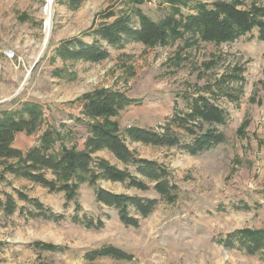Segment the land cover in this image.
Here are the masks:
<instances>
[{
  "label": "rangeland",
  "instance_id": "1",
  "mask_svg": "<svg viewBox=\"0 0 264 264\" xmlns=\"http://www.w3.org/2000/svg\"><path fill=\"white\" fill-rule=\"evenodd\" d=\"M182 1L187 5L168 0H84L78 5L49 0L46 12L47 0H0V112L33 102L44 114L37 132H20L14 143L32 147L53 127L59 134L56 149L66 145L84 150L91 120L83 114L81 99L100 88L118 91L129 101L110 120L118 123L136 156L166 167L178 187L174 201L162 198L154 183L107 149L93 156L127 169L147 184L146 190L86 181L76 202L67 203L64 192L7 174L2 190L17 198L16 188L38 199L59 219L33 218L27 215L32 207L21 200L12 215L0 210V264H264L262 253L248 254L221 242L241 228L264 229V32L256 26L232 41L216 43L180 23V34L164 46L129 41L109 47L110 56L101 61L58 54L60 45L72 38L92 43L94 29L120 16L138 26L140 14L156 22L167 16L180 20L195 12L198 3L234 0ZM239 1L245 10L264 8V0ZM199 95L217 97L227 113L226 141L216 148L191 155L134 141L124 133L130 126L159 129ZM96 187L157 199L158 204L145 217L133 212L138 227L126 226L117 209L97 200ZM74 216L102 219L104 226L87 228L74 222ZM36 242L64 251L37 249ZM107 246L130 258L89 254Z\"/></svg>",
  "mask_w": 264,
  "mask_h": 264
},
{
  "label": "trees",
  "instance_id": "2",
  "mask_svg": "<svg viewBox=\"0 0 264 264\" xmlns=\"http://www.w3.org/2000/svg\"><path fill=\"white\" fill-rule=\"evenodd\" d=\"M66 1L78 5L84 0ZM168 1L176 6L187 5L182 0ZM240 6L239 0L217 1L211 5L198 3L194 7L195 12L183 14L180 20L167 16L158 22L140 14L138 26L130 17L120 16L94 29L92 43L72 38L60 45L58 54L66 58L101 61L110 56L109 47H123L129 41L142 42L150 47L164 46L169 37L180 34V23L188 30L195 29L204 41L216 43L232 41L256 26L263 33L264 8L245 10ZM261 37H264V33ZM214 98L199 95L191 99L187 110L176 112L157 130L130 126L125 128L124 133L134 141L160 147H176L191 155L212 150L226 141L224 128L228 123L226 110L218 103L217 97ZM81 101L84 116L91 120L88 125L90 135L84 150L66 145L56 149L59 134L53 127L42 134L38 144L26 150L19 149L13 144L16 135L20 132H37L44 120L42 107L37 103L26 102L21 109L0 112V210L12 215L19 209L17 200H21L32 207L27 210V215L59 219L38 199L30 198L16 188L13 191L17 198L13 193L2 190L1 184L7 182V174L27 179L50 192H64L67 203L76 202L79 186L86 181L95 186L99 180H107L147 189V184L127 169H120L104 158L93 156L102 149L109 150L122 163L134 166L138 174L154 183V189L162 198L174 201V192L178 187L168 169L156 161L136 156L127 145L118 123L110 120L119 115L129 99L121 92L100 88L85 95ZM96 197L102 204L117 209L120 220L130 227L139 226V218L133 212L145 217L158 204L157 199L114 193L102 187H96ZM24 209L21 207L20 210ZM76 209L81 207L77 205ZM73 221L87 228L104 226L102 219L94 221L87 216H74ZM221 242L248 254L262 253L264 256V229L241 228L226 235ZM34 245L37 249L50 252L64 251V248L53 244L36 242ZM91 252L89 254L93 258L108 255L130 258V255L113 246Z\"/></svg>",
  "mask_w": 264,
  "mask_h": 264
},
{
  "label": "crops",
  "instance_id": "3",
  "mask_svg": "<svg viewBox=\"0 0 264 264\" xmlns=\"http://www.w3.org/2000/svg\"><path fill=\"white\" fill-rule=\"evenodd\" d=\"M20 136H25V135H20ZM16 140H18V136H17V139H16ZM14 146L17 147V148H19V149H22V150H26V149H28L29 147H31V146H28V147H26V146H21V145L18 144V141H15Z\"/></svg>",
  "mask_w": 264,
  "mask_h": 264
},
{
  "label": "built area",
  "instance_id": "4",
  "mask_svg": "<svg viewBox=\"0 0 264 264\" xmlns=\"http://www.w3.org/2000/svg\"><path fill=\"white\" fill-rule=\"evenodd\" d=\"M48 5H49V0H47V4H46V7H45L46 12H47V7H48ZM46 23H47V20L45 19V20H44V27H45V28H46Z\"/></svg>",
  "mask_w": 264,
  "mask_h": 264
}]
</instances>
